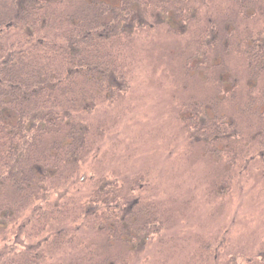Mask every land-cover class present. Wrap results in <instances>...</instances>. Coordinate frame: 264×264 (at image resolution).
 Returning a JSON list of instances; mask_svg holds the SVG:
<instances>
[{"label": "trees", "instance_id": "16d2710c", "mask_svg": "<svg viewBox=\"0 0 264 264\" xmlns=\"http://www.w3.org/2000/svg\"><path fill=\"white\" fill-rule=\"evenodd\" d=\"M236 1L242 13L263 12L264 0ZM174 2L152 12V25L165 13L183 33L187 12L196 16L200 5ZM160 5L165 0H0V264H124L116 248L140 252L161 234L165 211L137 195L143 176L127 182L103 169L111 127L96 116L128 92L129 46L151 26L144 7ZM252 102L250 114L262 122L252 137L264 145V113ZM189 120L208 131L195 115ZM220 126L213 136L238 139ZM263 246L248 262L264 263Z\"/></svg>", "mask_w": 264, "mask_h": 264}, {"label": "rangeland", "instance_id": "374dc122", "mask_svg": "<svg viewBox=\"0 0 264 264\" xmlns=\"http://www.w3.org/2000/svg\"><path fill=\"white\" fill-rule=\"evenodd\" d=\"M194 2L200 8L196 16L187 12L192 20L188 30L187 20L180 25L183 33L165 13V22L152 25V12L175 8L174 0L144 7L151 26L129 46V90L96 111L111 127L103 169L127 182L142 175L143 205L166 213L161 234L144 250L116 248L124 264H256L248 261L264 242V158L256 157L263 136L252 137L262 122L250 114L252 99L264 94V69L258 87L252 84L264 55L249 57L255 37L264 44V2L252 15L236 0ZM194 115L208 126L205 136L189 120ZM220 124L238 139L213 136Z\"/></svg>", "mask_w": 264, "mask_h": 264}, {"label": "flooded vegetation", "instance_id": "af4514ba", "mask_svg": "<svg viewBox=\"0 0 264 264\" xmlns=\"http://www.w3.org/2000/svg\"><path fill=\"white\" fill-rule=\"evenodd\" d=\"M262 37H260V36H258V37H255V41L253 42V44H254V46L256 47V49L257 50H259L260 52H254L253 53V59H255V61L257 60L258 61V59L261 57V56H263L264 55V44H260V39H261ZM261 60H263V59H261ZM263 66H264V64H263ZM255 69L256 70H254L255 72H256V75L254 76V78L252 79V84H253V87H255V85L258 87V75L261 73V71H263V69H264V67H262V68H260V69H257L256 67H255ZM260 92H261V90H260ZM259 92V93H260ZM254 93V92H253ZM258 93V96L255 98V100H256V107H258L259 108V105H260V103H261V105H260V112H262V110L264 109V94H259ZM253 95V94H252ZM251 95V96H252ZM252 101H253V99H252Z\"/></svg>", "mask_w": 264, "mask_h": 264}]
</instances>
